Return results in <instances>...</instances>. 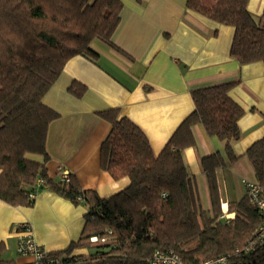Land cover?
<instances>
[{
  "label": "trees",
  "instance_id": "obj_1",
  "mask_svg": "<svg viewBox=\"0 0 264 264\" xmlns=\"http://www.w3.org/2000/svg\"><path fill=\"white\" fill-rule=\"evenodd\" d=\"M247 3L187 0L186 6L234 28L231 58L239 64L261 61L264 66V10L256 17ZM121 6L119 0H0V200L30 207L37 191L48 189L86 206L78 240L64 250L47 252L59 257V264H152L156 252L174 255L180 264H206L219 256L225 262L216 264H264V236L258 234L263 216L258 208L245 194L228 203L232 218L221 210L216 172L240 158L231 144L240 137L238 120L244 111L229 96L237 80L191 89L194 109L157 155L143 130L119 116L117 108L97 111L110 124L99 147L100 168L115 180L129 179L113 195L100 197L94 190L82 189L72 174L67 181L48 176L46 137L49 124L59 114L42 99L70 58L98 60L92 42L128 56L111 40ZM85 91L79 81L68 87L76 98ZM198 123L209 136L224 142L227 158L215 151L200 159L210 210L201 205L182 154L195 145L191 127ZM28 155H39L42 162ZM245 155L255 181L264 188V136ZM91 237L97 239L90 241ZM4 248L0 242V264H16L2 258ZM78 248L86 253L74 254Z\"/></svg>",
  "mask_w": 264,
  "mask_h": 264
},
{
  "label": "crops",
  "instance_id": "obj_2",
  "mask_svg": "<svg viewBox=\"0 0 264 264\" xmlns=\"http://www.w3.org/2000/svg\"><path fill=\"white\" fill-rule=\"evenodd\" d=\"M120 20L111 40L124 56L99 41L92 42L98 60L77 55L70 58L43 103L59 114L48 127L45 163L47 174L60 180L58 168L76 177L82 189L109 197L125 188L129 179H113L99 165V147L110 124L97 111L117 108L119 116L136 123L157 155L170 136L194 109L190 90L226 80H237L229 96L243 109L238 120L240 137L232 142L235 163L217 170L222 215L232 218L228 203L245 195L242 180L255 181L247 148L264 136V66L261 61L239 64L230 57L234 33L187 8V0H119ZM248 11L260 17L264 0H248ZM72 81L86 86L81 98L68 92ZM195 145L183 150L188 173L193 176L204 209L211 202L200 159L218 151L226 161L224 142L209 136L198 123L191 127ZM29 158L42 162L39 155ZM86 206L75 205L48 189L37 191L30 207L0 200L2 258L22 263L16 253L15 225L28 222L33 238L47 251L64 250L80 237ZM86 249H74V254Z\"/></svg>",
  "mask_w": 264,
  "mask_h": 264
},
{
  "label": "built area",
  "instance_id": "obj_3",
  "mask_svg": "<svg viewBox=\"0 0 264 264\" xmlns=\"http://www.w3.org/2000/svg\"><path fill=\"white\" fill-rule=\"evenodd\" d=\"M60 172L61 180H68V173L62 168H58ZM38 184H43L42 180L37 181ZM245 187V194L247 195L251 204L255 205L263 216V220L258 229V234L260 237L264 236V188L256 181L242 180ZM17 243H16V253L19 256L28 257V260L22 263L16 264H59V257H52L47 254V250L42 246L37 244L33 238L31 225L28 222H21L14 227ZM96 237H91L90 241H95ZM247 249H251L248 247ZM225 257L219 256L216 259L209 260L207 263L216 264L224 263ZM206 263V264H207ZM152 264H180V261L174 255L163 254L156 252L153 256Z\"/></svg>",
  "mask_w": 264,
  "mask_h": 264
},
{
  "label": "rangeland",
  "instance_id": "obj_4",
  "mask_svg": "<svg viewBox=\"0 0 264 264\" xmlns=\"http://www.w3.org/2000/svg\"><path fill=\"white\" fill-rule=\"evenodd\" d=\"M84 253H86V250L84 251Z\"/></svg>",
  "mask_w": 264,
  "mask_h": 264
}]
</instances>
